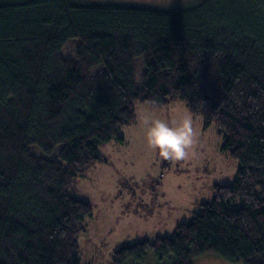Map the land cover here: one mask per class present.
<instances>
[{
    "label": "trees",
    "instance_id": "trees-1",
    "mask_svg": "<svg viewBox=\"0 0 264 264\" xmlns=\"http://www.w3.org/2000/svg\"><path fill=\"white\" fill-rule=\"evenodd\" d=\"M175 101L223 133L235 177L191 221L122 245L112 264L148 253L264 264V0H0V264H81L93 207L75 182L102 160L100 143L123 140L136 104Z\"/></svg>",
    "mask_w": 264,
    "mask_h": 264
},
{
    "label": "rangeland",
    "instance_id": "rangeland-1",
    "mask_svg": "<svg viewBox=\"0 0 264 264\" xmlns=\"http://www.w3.org/2000/svg\"><path fill=\"white\" fill-rule=\"evenodd\" d=\"M80 3L148 5L159 9L190 6L199 0H72ZM136 118L121 128L123 140L100 143L102 160H97L75 182L78 195L90 202L91 216L78 234L81 264H112L113 252L156 235H170L180 222L191 221L211 200L214 184H229L238 161L222 150L224 135L214 125L205 127L201 116L193 115L180 101L161 107L136 104ZM162 119L177 125L191 118L192 144L180 160L167 159L149 146L143 117ZM36 154L43 152L31 147ZM52 156V155H51ZM148 253L141 264H162ZM193 264L233 263L206 254Z\"/></svg>",
    "mask_w": 264,
    "mask_h": 264
},
{
    "label": "clouds",
    "instance_id": "clouds-1",
    "mask_svg": "<svg viewBox=\"0 0 264 264\" xmlns=\"http://www.w3.org/2000/svg\"><path fill=\"white\" fill-rule=\"evenodd\" d=\"M148 124L146 131L150 147L159 149L161 156L167 159L180 160L185 157L186 150L192 144L191 118L185 116L177 125L162 119L143 117Z\"/></svg>",
    "mask_w": 264,
    "mask_h": 264
}]
</instances>
